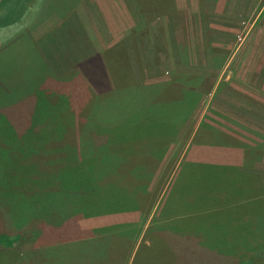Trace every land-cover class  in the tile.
<instances>
[{"label": "rangeland", "instance_id": "obj_1", "mask_svg": "<svg viewBox=\"0 0 264 264\" xmlns=\"http://www.w3.org/2000/svg\"><path fill=\"white\" fill-rule=\"evenodd\" d=\"M194 1L191 5L187 0H167L168 8L163 11L159 0H125L135 25L128 38L108 47L102 41L100 21H92L89 0H59L65 5L59 7L57 0L32 3L19 22L0 28V88H20L26 94L39 87L38 77L54 74L61 92H74L68 94L71 99L54 102L50 115L44 118L46 105L39 111L25 97L17 106L16 118L0 112V264H51L50 257L55 264H71L69 246L60 243L66 236L79 239L82 232L75 231V225L92 238L95 229L128 216L139 218L133 226L125 227L133 251L128 249L123 228L101 235L106 240L118 234L116 253L127 251L122 264H133L143 245L154 246L152 260H159L156 264L168 261L176 248L175 238L181 243L182 237L191 244L185 247L192 253L198 248L201 260L208 264H264V134H256L253 126L236 119L242 110L264 104V0ZM83 11L89 16L84 24L80 19ZM115 44L123 45L124 55L118 50V61L107 65L108 49ZM104 65L114 81L122 77L141 86L168 83L154 101L159 113L169 106L171 124L166 128L171 138L164 141L160 137L155 143L153 138L146 139L148 145L165 148L161 160L151 158L140 169L141 181L133 180L130 165L121 163L114 172L113 158L103 156H126L131 149L144 148L145 139L134 147L132 140L129 147L116 141L106 154L97 151L107 136L95 129L91 115L100 110L103 116L105 107L92 111L95 103L90 91L96 96L107 88L101 70ZM88 77L96 78L97 83ZM43 85L49 89L48 84ZM51 87L49 90H56ZM178 102L180 106H175ZM65 103L73 109H66ZM149 112L150 120L164 121L163 112L160 116ZM13 129L17 133H12ZM201 143L243 148V166L236 172L233 168L224 173L221 168L205 171L200 166L205 162L188 160L191 149ZM84 152L89 159H84ZM187 161L199 166L185 167L177 178ZM27 163L36 167L34 174L25 168ZM75 166L81 167L75 177L89 178L82 187L86 192L96 182L95 172L107 173L100 183L103 189H97L103 197L99 196L96 208L100 212L65 217L61 211L53 214L49 209L40 214L41 205L58 190L60 180L50 172ZM105 179L114 183H109L113 193ZM247 180L250 193L244 191ZM38 192L48 194L40 198L44 202L35 197ZM86 196L89 201L91 197ZM125 201L133 205L128 207ZM232 202L237 204L235 210L209 218L222 226L200 223L208 218L207 205ZM25 219L32 226L29 229ZM45 226L50 231L45 233ZM63 228H70L67 234ZM49 245L50 256H46ZM148 248L142 250L145 257L151 252Z\"/></svg>", "mask_w": 264, "mask_h": 264}, {"label": "trees", "instance_id": "obj_2", "mask_svg": "<svg viewBox=\"0 0 264 264\" xmlns=\"http://www.w3.org/2000/svg\"><path fill=\"white\" fill-rule=\"evenodd\" d=\"M41 1L43 0H0V28H5L7 26H11L12 24L19 22L22 16L26 14V12L28 11L27 9L32 3H39ZM159 2H160L159 3L160 7L164 9L163 11H166L168 8L167 0H159ZM61 5L65 6L63 3L57 0L56 7H59ZM118 50L120 51V53L124 55V47L122 44H115L110 49H108V52H110L111 54L109 58H107V65H109V62L111 61H115V60L118 61L117 57H115L117 55L116 52ZM97 58L99 57L97 56ZM112 64H116V63L112 62ZM105 68L106 66L104 65L102 66L101 70L104 79L106 81L107 88L109 87V89L107 88L104 89L103 90L104 92H101L100 94L96 93L97 94L96 96H94L95 93H93L92 90L90 91L95 103L93 104L92 111L96 113L97 110L105 107L102 112L103 116L100 115L101 112L100 114L98 113L100 110L97 112L96 115L94 116L91 115V118L93 117L91 119V123L95 127V129L98 132L105 133V135L107 136L104 146L103 147L100 146L97 151L101 149L104 152L103 154H106L110 145L116 141H119L123 145L129 147L128 141L132 140L133 142L132 146L134 147L135 145L140 144L145 139L146 145L144 146V148L142 149L139 148V150L131 149L129 153L127 152L125 153L126 156L123 157L118 156V158L116 156H111V157L103 156V158L105 159L113 158L112 161L113 164L115 165L114 172L117 171L116 167H118L121 163L124 164L125 166L130 165L132 170L130 169L129 171L130 173H132L131 176L133 180L135 178V181H141L142 177H141L140 169H143L145 165L149 163V159L157 158L158 160H161L162 156L164 155V154L162 155L161 151H163L165 146L161 148L162 145L160 147H158V145L156 144L148 145L147 142L148 138L155 139L153 140L154 143L160 137H163L164 141L165 139L166 141H168L171 138L170 134H168L170 130L166 128L168 125L171 124V121H169V117L167 115L169 106L164 107L161 110V113H159V109H157L156 103L154 101L155 97L158 96L160 91L162 90L163 88L162 86H166V84L168 83L164 82L159 84L141 86V85H135L133 82H127L125 79H122V77L117 78L118 81H114V78L108 73V71ZM120 73H116L117 77L120 75ZM50 76L51 75L46 74L45 76H42V79L38 77L37 79H38L39 87H35L36 91L27 90L26 94L25 91L21 90L20 88L17 91H12V89L9 88L8 90L0 88V112H2V115L4 114L11 118H16L17 106L20 104L23 97H25V101L31 102L30 106H36V109L39 108V111H41L43 106L46 105L43 118L45 116L50 115L52 111V106H54V102L58 101L59 99H63L64 97H69L71 99V96L68 94L69 93L73 94L74 92H68V93L61 92L59 89H63V88L61 87V85L60 87H58L55 82V78H57V76H55L54 74H52V77ZM111 78H113V81ZM88 79L93 81L94 85L97 83L96 78L94 77H88ZM43 83L48 84L49 89H52L51 86L56 87V90L44 89ZM190 95L191 94L189 93L187 96ZM151 103H154L155 105L150 106ZM180 104L181 102H178L175 104V106L177 105L180 106ZM64 106L65 108L66 107L68 108L71 107L72 105L70 103H65ZM1 107H3L4 110H2ZM170 109L171 112H174V109L172 107H170ZM149 111L153 113H157L156 116L157 115L160 116L163 112L164 121L163 120L159 121V119L156 118L150 120V116L152 113H150ZM134 121L135 123H132ZM8 125L10 124L8 123ZM13 132H16V130L13 129L12 133ZM62 137L65 138V132ZM89 140L91 143V139ZM64 144L66 146L71 145L66 143ZM85 144L86 143L83 141V146ZM65 145L64 146L57 145L56 148L64 147L65 149L66 147ZM228 145L230 144L228 143ZM132 146L130 148H132ZM128 147H124V148H128ZM8 153H9V149H7V154ZM33 153L36 152L34 151ZM83 156H85L84 159L86 158L89 159V155L86 152L83 153ZM26 159L27 157L25 158V160ZM100 163L103 164V162ZM26 165L27 167L25 168H28L29 172L31 174H34V172L36 171L35 170L36 167H34V165L29 163H27ZM193 165L199 166L198 163H192L187 161L184 163L183 167H193ZM200 166H204L205 171H212L213 169L215 170L217 168L218 169L221 168L224 173L226 172V169L228 170V167L223 165L220 166L216 164L204 163V164H200ZM29 167H31L32 170H30ZM65 168L66 167L62 169L61 168L58 169L59 173H57V171L50 172L52 175H57V179L60 180L58 187L55 188L58 190H56V193H52L51 199L49 198L47 202L40 201V198L44 196L47 197L48 194L40 193V192L34 193L35 197L39 200V202H44L41 205L40 210L38 209L40 214L48 213L49 209L53 214L55 213V211L59 210L61 211V214L65 215V217H68L70 215L73 216L76 214L86 213V211H91L87 213L89 215L99 213L100 211L96 208L97 206H99V203L101 202L99 196H101V198L103 197L101 193L98 192V190L100 191L101 189H103L100 186V183L102 182L103 178L107 175V173L95 172L96 175H94L95 176L94 180L96 182L92 184V187L89 189V192H86L82 190V187L89 178L86 179L84 176L77 178L74 176L75 173L81 169V167L75 166L71 168L69 167H67L66 169ZM93 168L94 169L97 168L96 164L93 166ZM182 170L183 169H180L177 178L182 174ZM112 178H113V174H112ZM75 180H78L76 182V185L70 186V184ZM105 181L108 180L105 179ZM109 183L110 180L107 182L105 186L108 187L109 193H113L109 188ZM110 184H114V183L112 182ZM74 189L76 190L75 192ZM251 190L252 189L250 184L248 187L246 185L244 188V191L246 193H250ZM86 194H88L89 197H91L89 201L87 200ZM65 196H70L71 199L64 198ZM120 200L123 201L122 195ZM124 204L128 205V207H130V205H133L130 201H125ZM215 206L216 204H213L212 206L207 205V211L210 212L206 213L205 215H208V218L205 217V219L199 220L200 223H203L205 226L209 225L215 228L222 226L223 223H221L220 221H212L209 218L215 215H219V213H224L225 211L235 210L237 204L226 203L216 207ZM68 207H70L68 212H64L68 209ZM163 209L164 206L162 207V210ZM65 219L66 218H64V220ZM208 221L210 222L209 224H207ZM131 225L133 226L134 224ZM30 226L31 225L29 220L27 221V219H25V228L29 229ZM122 228H123L122 233L124 234L125 238H127L126 240L128 241L129 244L128 249L130 250L132 248L133 251L132 239L129 237L130 232H128V230L124 226L118 224L106 228L104 227V228L95 229L94 236L92 238L91 237L88 238L87 236H85V232L81 231V228L75 225L74 227L75 231L77 230L79 232H82L81 236H79V239H77V237L70 238L69 236H66L63 237L64 240L60 243V245L69 246L70 254L73 257V258L71 257V264H122L123 261L127 258L126 255H124V253L127 251L124 252L122 250L116 253L117 252L116 239H119L118 234L117 236L114 235L112 239L111 237L110 238L108 237L106 240H104L106 237L101 236L108 230L115 231L117 229H122ZM43 229L45 233L50 231V229L46 228V226L43 227ZM69 229L70 228H63L65 234L68 233ZM205 233L208 234V231ZM41 235L43 234H40L39 236ZM170 240H174V238L172 237ZM185 245H191L186 237L181 238V243L178 241L177 238H175L174 247L176 248L174 249L172 248L173 250L171 249L172 258H170L168 261L167 260L160 261L159 263L208 264L206 261L201 260L200 254L197 251L198 248L195 253H192V251L186 248ZM50 248L51 247L49 245L45 251L46 256H50V254L47 251V250L50 251ZM144 248L146 249L148 248L149 250H151V252L147 254L146 257L145 254L142 253V250ZM99 250L100 253H96L99 252ZM154 253H156V249H154V246L143 245L141 249L137 250V253L135 254L133 260V264H156L159 260H152V257L155 256ZM49 259L50 261H52L50 262L51 264H55V262H53L54 261L53 257H50Z\"/></svg>", "mask_w": 264, "mask_h": 264}, {"label": "crops", "instance_id": "obj_3", "mask_svg": "<svg viewBox=\"0 0 264 264\" xmlns=\"http://www.w3.org/2000/svg\"><path fill=\"white\" fill-rule=\"evenodd\" d=\"M92 5H90L89 10L91 12V16L94 18L92 21H100L99 27L101 28L102 41L104 39V43L110 44L117 43V41L125 40L128 38L132 28L135 25V20L127 9L125 5V0H89ZM185 1V0H184ZM187 2L191 5L195 3L194 0H187ZM83 8V7H82ZM96 12L98 14H96ZM81 15V13H80ZM80 17V16H79ZM83 17V18H82ZM89 16L86 11H83L80 19L84 24L83 20H86ZM97 24V23H96ZM128 36V37H127ZM246 78V75H244ZM246 83V82H245ZM251 112L255 115H250ZM242 115H238L236 119L243 123L244 122L250 126H253L252 131L256 134L263 135L264 134V104L257 103L255 106H250L245 110H242ZM243 148H236L232 145H203V143L195 145L188 156V160L205 162L209 164H216L220 166H227L228 168H233L235 172L238 167L243 166L244 164V151ZM236 166V167H235ZM180 169H186L181 166ZM245 172V171H244ZM249 175V173H246ZM247 187L249 186V180H247ZM246 186V185H245ZM233 203V202H232ZM239 204V203H238ZM135 213V212H133ZM138 217L128 216L126 220H121L114 222V225H122L124 227L130 226L131 224H136L138 222ZM178 223V219L176 220ZM109 225V224H107ZM112 226V225H111ZM102 227V226H99ZM81 231L85 232L82 228ZM213 264V263H210Z\"/></svg>", "mask_w": 264, "mask_h": 264}]
</instances>
